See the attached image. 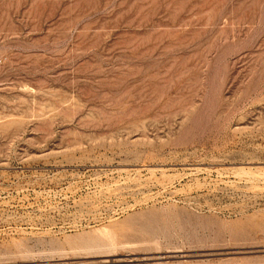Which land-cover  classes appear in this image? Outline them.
Returning a JSON list of instances; mask_svg holds the SVG:
<instances>
[{"label":"rangeland","instance_id":"rangeland-1","mask_svg":"<svg viewBox=\"0 0 264 264\" xmlns=\"http://www.w3.org/2000/svg\"><path fill=\"white\" fill-rule=\"evenodd\" d=\"M0 264H264V0H0Z\"/></svg>","mask_w":264,"mask_h":264}]
</instances>
